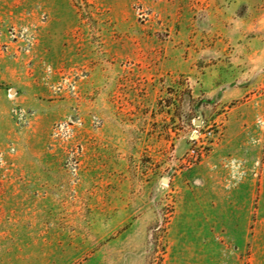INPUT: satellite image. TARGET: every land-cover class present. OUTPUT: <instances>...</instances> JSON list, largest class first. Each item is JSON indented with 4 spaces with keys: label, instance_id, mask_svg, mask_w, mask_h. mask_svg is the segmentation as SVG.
Instances as JSON below:
<instances>
[{
    "label": "rangeland",
    "instance_id": "374dc122",
    "mask_svg": "<svg viewBox=\"0 0 264 264\" xmlns=\"http://www.w3.org/2000/svg\"><path fill=\"white\" fill-rule=\"evenodd\" d=\"M0 264H264V0H0Z\"/></svg>",
    "mask_w": 264,
    "mask_h": 264
}]
</instances>
